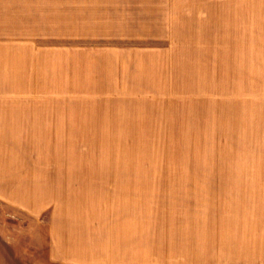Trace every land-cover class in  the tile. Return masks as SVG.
<instances>
[{"label":"crops","instance_id":"obj_1","mask_svg":"<svg viewBox=\"0 0 264 264\" xmlns=\"http://www.w3.org/2000/svg\"><path fill=\"white\" fill-rule=\"evenodd\" d=\"M165 36L173 82L252 83V170L203 177L202 218L177 210L166 253L146 209L0 171V264H264V0H0V84L72 81Z\"/></svg>","mask_w":264,"mask_h":264},{"label":"rangeland","instance_id":"obj_2","mask_svg":"<svg viewBox=\"0 0 264 264\" xmlns=\"http://www.w3.org/2000/svg\"><path fill=\"white\" fill-rule=\"evenodd\" d=\"M132 46L160 49L58 77L72 81L0 84V171L52 202L78 194L146 209L166 253L175 213L202 218L203 177L242 182L230 174L252 170V83L173 82L170 36Z\"/></svg>","mask_w":264,"mask_h":264}]
</instances>
